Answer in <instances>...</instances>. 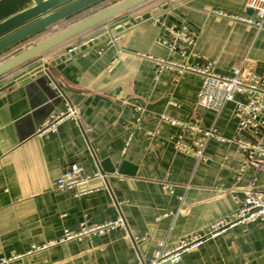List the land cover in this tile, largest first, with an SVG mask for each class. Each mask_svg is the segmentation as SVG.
<instances>
[{
	"label": "crops",
	"instance_id": "crops-1",
	"mask_svg": "<svg viewBox=\"0 0 264 264\" xmlns=\"http://www.w3.org/2000/svg\"><path fill=\"white\" fill-rule=\"evenodd\" d=\"M122 1L109 0L56 31ZM245 1L188 0L172 9L182 21L168 12L161 15L169 23L196 31L192 51L202 59H214L219 74L230 75L233 66L261 73L264 28L214 13L256 18L253 9L244 8ZM160 4L129 11L82 34L3 78L0 88ZM158 34L151 19L134 23L114 35L117 41L88 48L59 71L48 67L52 81L47 79L44 89L13 85L0 94V264L3 258L26 255L33 246L61 237L64 229L81 222L100 224L118 218L124 227L32 252L8 264H147L159 242L171 248L234 213L250 187L264 192V166L241 171L245 153L234 142L209 139L205 162L175 151L181 131L161 120L163 115L199 124L224 139L260 142L263 148L264 129L256 137L239 132L232 102L219 113L199 106L197 74L159 71L157 60L170 52L158 43ZM51 35L8 50L0 63ZM46 92L51 100H46ZM69 109L75 116L60 119L55 132L35 135L38 126L61 113L67 115ZM106 160L115 173H107L105 182L80 183L74 192L54 191L66 166L79 164L83 173L92 175L102 172ZM122 162L130 175L116 173ZM164 183L174 186L173 194L163 192ZM167 212L171 213L161 218ZM181 257L177 264H264V222L236 225Z\"/></svg>",
	"mask_w": 264,
	"mask_h": 264
},
{
	"label": "built area",
	"instance_id": "built-area-1",
	"mask_svg": "<svg viewBox=\"0 0 264 264\" xmlns=\"http://www.w3.org/2000/svg\"><path fill=\"white\" fill-rule=\"evenodd\" d=\"M244 8L253 9L256 18H251L243 13H225L217 10L214 13L227 19L230 18L263 29L264 0H246ZM151 21L153 25L158 27V43L166 46L170 52L169 57L157 60L159 71H169L177 75L192 73L200 76L201 87L196 97L197 104L212 112L219 113L225 105L232 102L234 104L233 116L237 122V130L250 133L256 137L258 132L264 129V71L257 73L249 67L233 66L230 75H221L216 71V61L214 59H202L192 51L197 38L196 31L190 30L187 25L176 26L169 23L167 18L161 14L152 17ZM101 35L92 36V38L73 46L67 52L73 51L80 45L92 42ZM118 39V36H110L109 42ZM66 116L74 117L75 111L69 109L67 115L61 113L59 116L51 118L36 130L35 135L41 138L46 133L55 132L60 119ZM161 120L167 121L181 131L174 143V149L178 153H184L196 161L205 162L207 157L204 149L207 141L218 137L220 141L234 142L238 149L245 153V159L240 166L241 171L250 167L258 171L264 166V148L260 142H253L243 137L234 140L224 139L217 136L213 130L204 129L199 124L173 120L164 115ZM96 178L105 182L108 174L101 171L92 175L85 174L79 164H70L64 168L62 175L55 182L54 191L74 192L80 183H88L96 180ZM161 189L167 194H173L175 190L174 186L168 183H164ZM237 204L238 208L234 213L218 218L204 232L184 237L183 240L171 248L165 247L163 242H159L158 248L152 253V258L147 264H165L166 262L177 264L180 262L183 253L197 250L205 241L216 238L236 225L249 226L264 222V192L250 187L245 192L244 199L237 201ZM170 213L167 212L161 215V218ZM119 227H124L121 218L114 220V222L100 224L81 222L76 228L64 229L61 237L46 241L42 246H33L26 255H12V257L3 258L1 261L3 264L12 263L32 252L43 251L68 241L80 242L84 237L103 235Z\"/></svg>",
	"mask_w": 264,
	"mask_h": 264
},
{
	"label": "water",
	"instance_id": "water-1",
	"mask_svg": "<svg viewBox=\"0 0 264 264\" xmlns=\"http://www.w3.org/2000/svg\"><path fill=\"white\" fill-rule=\"evenodd\" d=\"M109 0H0V57L12 48L24 45L30 39L38 38L43 35L52 34L49 38L25 48L21 52L0 63V80L8 78L18 69H25L34 62L42 60L48 54L57 51L62 45L75 38V36L85 33L101 25H106L109 21L126 14L127 12L142 6L150 0H123L120 3L110 5L104 10L92 14L82 19L74 25L63 30L56 31L59 27L69 24L75 19L88 14L94 9L102 7L109 3ZM188 0H169L159 7L143 12L140 16L134 17L133 21H127L122 25L112 28L108 33L102 34L92 42L80 45L73 51L59 54V56L42 63L36 67L28 69L24 74L10 81L7 85L0 88V94L13 85L17 86H39L44 89L47 79L52 81L51 73L48 67L57 71L64 65L69 64L76 55L84 52L88 48L109 41L110 36L117 35L134 23L140 24L161 13L168 12L169 16L182 21L177 17L172 9ZM56 28V29H54ZM47 93V99L51 100V94ZM41 124L40 126H42ZM38 126V128L40 127ZM102 173H115L114 166L109 161H103ZM127 171V172H126ZM116 173L121 175H130L126 162H122ZM102 181L96 178L88 182V185H94ZM78 187V186H77ZM165 264H170L166 262Z\"/></svg>",
	"mask_w": 264,
	"mask_h": 264
},
{
	"label": "trees",
	"instance_id": "trees-1",
	"mask_svg": "<svg viewBox=\"0 0 264 264\" xmlns=\"http://www.w3.org/2000/svg\"><path fill=\"white\" fill-rule=\"evenodd\" d=\"M163 1H166V0H150V1L147 2V3H144L142 6H139V7L135 8V9L131 10V12H134V11H137V10H141V9H143V7H148V6L153 5V4H157V3L160 4V2H163ZM93 29H94V28H93ZM90 31H92V30H90ZM87 32H89V31H87ZM85 33H86V32H85ZM82 34H84V33H82ZM82 34H79V35L75 36V38L72 39V40H70V41L75 40L76 38H78V37L81 36ZM70 41H68V42H70ZM68 42H67V43H68Z\"/></svg>",
	"mask_w": 264,
	"mask_h": 264
}]
</instances>
